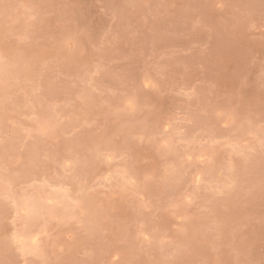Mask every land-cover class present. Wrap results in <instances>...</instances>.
I'll return each mask as SVG.
<instances>
[{
    "label": "rangeland",
    "instance_id": "rangeland-1",
    "mask_svg": "<svg viewBox=\"0 0 264 264\" xmlns=\"http://www.w3.org/2000/svg\"><path fill=\"white\" fill-rule=\"evenodd\" d=\"M0 264H264V0H0Z\"/></svg>",
    "mask_w": 264,
    "mask_h": 264
},
{
    "label": "bare ground",
    "instance_id": "bare-ground-1",
    "mask_svg": "<svg viewBox=\"0 0 264 264\" xmlns=\"http://www.w3.org/2000/svg\"><path fill=\"white\" fill-rule=\"evenodd\" d=\"M30 200H32V199H29V201H30ZM36 200H37V199H36ZM25 201H26V200H25ZM25 201H24V202H25ZM32 203H33V201H32V202H29V203L26 202V205L28 204V205H27L28 207L31 206V207H30V210L32 209V207H33V209L36 208V204L32 205ZM39 204H40V203H39ZM42 206H43V205H42ZM40 207H41V206H40ZM40 207H38V208L40 209ZM45 207H46V206H45ZM45 207H44V208H45ZM38 208H37V209H38ZM46 208H47V207H46ZM41 209H42V208H41ZM52 209H53V208H52ZM35 210H36V209H35ZM48 210H49V209H48ZM53 210H54V209H53ZM32 211H34V210H32ZM37 211H39V210H37ZM37 211H36V212H37ZM40 212H43V211L40 210ZM40 212H38V213H40ZM34 213H35V212H33V215H34ZM35 215H39V214H35ZM40 215H41V214H40ZM24 233H26V232H24ZM27 233H28V232H27ZM27 233H26V234H27ZM28 234H29V233H28ZM30 236H31V235H29V237H30ZM27 237H28V235H27ZM25 238H26V237H25ZM30 238H31V239H30V240H31V243H32V244H36V246H37V241H36L37 238H35V234H34V236H32V237H30ZM25 240H27V239H25ZM23 241H24V240H23ZM27 241H28V240H27ZM29 243H30V242H29ZM24 245L26 246L25 243H24ZM27 245H28V244H27ZM31 247H32V246H31ZM33 247H34V246H33ZM36 248H37V247H36Z\"/></svg>",
    "mask_w": 264,
    "mask_h": 264
}]
</instances>
